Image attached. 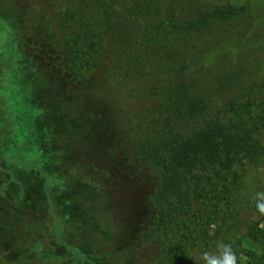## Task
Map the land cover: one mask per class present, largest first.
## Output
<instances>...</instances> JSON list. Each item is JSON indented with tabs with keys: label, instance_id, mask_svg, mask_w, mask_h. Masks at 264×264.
<instances>
[{
	"label": "trees",
	"instance_id": "16d2710c",
	"mask_svg": "<svg viewBox=\"0 0 264 264\" xmlns=\"http://www.w3.org/2000/svg\"><path fill=\"white\" fill-rule=\"evenodd\" d=\"M0 17L23 54L5 67L48 105L63 170L88 179L73 192L141 195L134 231L93 228L105 264H195L219 241L264 264V0H0Z\"/></svg>",
	"mask_w": 264,
	"mask_h": 264
},
{
	"label": "rangeland",
	"instance_id": "374dc122",
	"mask_svg": "<svg viewBox=\"0 0 264 264\" xmlns=\"http://www.w3.org/2000/svg\"><path fill=\"white\" fill-rule=\"evenodd\" d=\"M0 20L11 26L9 19L0 17ZM12 35L9 34L11 39ZM24 91L29 93L26 103L42 109L43 115L29 113L18 121L11 119L8 131L5 129L7 120L0 127L1 134L6 131V145L0 143L4 150L0 153V264H72L69 258L75 257L73 253L79 258L78 264L90 263L81 260L84 253L95 255L98 264H105V232L101 229L93 232V228L101 219L102 229H108L107 217L111 216L117 226L121 217L130 220L127 225L134 231L135 213L141 214L143 208L141 195H134L137 191L133 193L131 190L130 195H111L110 204L106 200L108 195L94 197L87 191L85 195L74 193L76 185L88 179L75 184V180L63 170L61 153L55 143L56 126L48 105L36 88L27 85ZM18 123L29 133L21 146L27 156L21 155L19 150L14 156H7L15 143L14 129ZM91 148L96 150L95 146ZM129 212L133 213L132 218L128 216ZM57 226L58 237L65 244L58 241ZM115 236L118 237L119 233ZM94 242H99L100 246L95 247Z\"/></svg>",
	"mask_w": 264,
	"mask_h": 264
},
{
	"label": "clouds",
	"instance_id": "9594fccd",
	"mask_svg": "<svg viewBox=\"0 0 264 264\" xmlns=\"http://www.w3.org/2000/svg\"><path fill=\"white\" fill-rule=\"evenodd\" d=\"M12 31L6 21L0 20V117L18 121L20 118L27 117L29 113L33 116H41L43 110L30 107L26 103L29 93L24 91L20 72L5 67L9 63H14L18 67L23 59V54L19 52L18 47L11 46L9 34ZM3 126V120L0 119V127ZM14 131L15 143L6 155L14 156L19 150L21 155L27 156V152L21 146L28 139L29 133L19 123ZM0 153H3L2 147H0ZM257 208L261 214H264V199L258 201ZM195 264H237V258L230 244L219 241L214 249L201 252L196 257Z\"/></svg>",
	"mask_w": 264,
	"mask_h": 264
}]
</instances>
